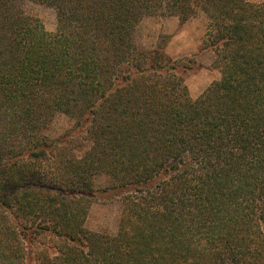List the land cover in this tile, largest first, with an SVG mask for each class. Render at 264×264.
Listing matches in <instances>:
<instances>
[{
	"label": "trees",
	"instance_id": "obj_1",
	"mask_svg": "<svg viewBox=\"0 0 264 264\" xmlns=\"http://www.w3.org/2000/svg\"><path fill=\"white\" fill-rule=\"evenodd\" d=\"M25 1L0 0V264H264V1L30 0L55 33ZM200 14L222 77L193 99L190 57L136 32ZM59 112L76 132L52 139ZM115 191L118 234L89 231Z\"/></svg>",
	"mask_w": 264,
	"mask_h": 264
},
{
	"label": "rangeland",
	"instance_id": "obj_2",
	"mask_svg": "<svg viewBox=\"0 0 264 264\" xmlns=\"http://www.w3.org/2000/svg\"><path fill=\"white\" fill-rule=\"evenodd\" d=\"M248 1L261 3L264 0ZM23 8L27 15L39 18L49 32L57 31L56 9L30 0L24 2ZM206 26L207 18L204 14L190 19L184 25H181L179 18L175 16H149L141 21L136 32V41L141 48L155 50L164 42L170 57L175 59L190 57L189 59L193 61V69L187 73L186 83L193 99H197L214 81L222 77L220 70L213 66L215 53L208 50L199 54L205 39ZM76 128L74 119L59 112L55 115L47 134L52 139H60L66 133L76 132ZM80 132L81 130L77 131ZM85 142L83 136L75 142L77 146L74 153L79 157L84 154L86 149L84 147L87 145ZM80 148H83V151ZM96 185L104 187L109 185V181L103 176L97 178ZM133 193L115 191L94 198L90 208L87 209L85 227L102 235H117L124 211L123 200Z\"/></svg>",
	"mask_w": 264,
	"mask_h": 264
}]
</instances>
